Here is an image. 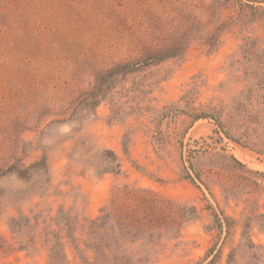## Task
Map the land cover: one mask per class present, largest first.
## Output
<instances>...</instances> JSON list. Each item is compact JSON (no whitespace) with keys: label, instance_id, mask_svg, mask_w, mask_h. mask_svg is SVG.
I'll return each instance as SVG.
<instances>
[{"label":"rangeland","instance_id":"1","mask_svg":"<svg viewBox=\"0 0 264 264\" xmlns=\"http://www.w3.org/2000/svg\"><path fill=\"white\" fill-rule=\"evenodd\" d=\"M263 214L264 0H0V264H264Z\"/></svg>","mask_w":264,"mask_h":264},{"label":"trees","instance_id":"2","mask_svg":"<svg viewBox=\"0 0 264 264\" xmlns=\"http://www.w3.org/2000/svg\"><path fill=\"white\" fill-rule=\"evenodd\" d=\"M176 53L178 52L175 49H166L156 52L154 54H150L145 59L117 64L111 70L101 75L96 92L91 94L88 98H86V100L83 102V105L87 106L90 110L94 111L97 108V106L100 104L101 100L105 98L106 94L108 93L111 87V84L118 76H127L129 74L138 73L142 70H145V68L147 67L160 64L162 61L172 56H175ZM205 118L207 117L203 115H196L194 116V121L197 122L200 119H205ZM105 154H106L105 158L106 161H108L107 162L108 164L102 173L103 174L114 173L116 175L122 174V161L118 157V155H116L113 151H106ZM235 162L239 165H242L237 160H235ZM41 168H43L42 170H45L44 172L49 173L48 160L46 157H42V159L39 162L35 163L34 165H31L30 167H24L21 165L18 166L14 164L3 175L9 174V175H14L22 180H28L32 176V171L37 169L39 172ZM189 179L194 183V180L191 178V176H189ZM153 210H154L153 212L156 213V215H160L162 213V212H158L159 210H157L156 208H153ZM189 211L191 213L192 218L197 217L196 208H191L189 209ZM252 223H253L252 218H248L246 220L243 226L242 240L244 241V245L252 252L251 264H258L261 257L258 252H255V250L258 251L259 248H261L262 246H257L251 238V230L253 228ZM29 224H30V220L28 218H24L21 220L13 219L10 225L11 232L14 234L20 233L23 231L24 228L29 226ZM256 225L260 231L264 232V214L258 216V219L256 220ZM235 255H236V250H232L229 255V264H233Z\"/></svg>","mask_w":264,"mask_h":264}]
</instances>
